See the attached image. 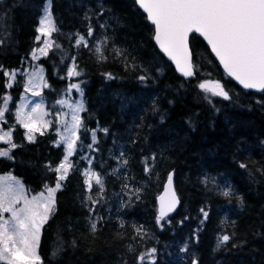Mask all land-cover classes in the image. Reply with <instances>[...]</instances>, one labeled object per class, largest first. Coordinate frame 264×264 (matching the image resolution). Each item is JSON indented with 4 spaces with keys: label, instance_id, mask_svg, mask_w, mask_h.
<instances>
[{
    "label": "trees",
    "instance_id": "16d2710c",
    "mask_svg": "<svg viewBox=\"0 0 264 264\" xmlns=\"http://www.w3.org/2000/svg\"><path fill=\"white\" fill-rule=\"evenodd\" d=\"M47 1L58 29L51 39L60 47L38 59L49 84L42 89V101L54 121L55 102L75 83L85 110L80 114L84 126L77 149L69 157L75 168L56 192L55 210L41 230L44 264H140L139 253L153 247L156 264H191L193 258L198 264H264V175L257 171L264 167V95L244 90L226 77L204 42L195 48L194 76H179L157 49L149 22L134 0H0V105L5 94L12 97L2 128L15 124L26 79L18 72L12 86L5 87L8 77L3 70L26 68L32 49L41 44L35 39L36 28ZM89 25L94 30L91 37ZM77 32L86 38L87 47L75 44ZM105 36L107 59L101 61L94 46ZM115 49L123 55L116 56ZM73 62L80 75L68 78L67 67ZM125 63L137 67L132 70ZM140 75L147 79L140 81ZM204 80H220L231 99L209 93L210 103L198 87ZM92 129L97 130L95 144ZM24 132L15 126L18 147L12 150V159L0 157V174L11 173L36 193L45 183L55 185V173L46 165L54 168L60 162L64 146L53 143L55 124L43 135L37 133L33 142ZM121 153L127 165L118 159ZM145 157L154 169L150 174L144 172ZM239 162L247 168L241 169ZM88 167L102 175L103 192L95 181L91 190L84 185L81 173ZM168 172H173L180 206L161 221V228L155 222L156 197ZM205 173L220 185L230 184L243 204L235 198L229 203L215 185L202 183ZM124 184L141 188L140 199L130 198ZM87 195L98 203L92 205ZM201 207L209 213L207 220ZM98 217L93 234L89 220ZM134 225H143L148 236H137ZM224 233L231 240L217 247L218 236ZM185 245L187 251L181 252ZM58 246L61 250L53 256Z\"/></svg>",
    "mask_w": 264,
    "mask_h": 264
},
{
    "label": "snow or ice",
    "instance_id": "6c2138e0",
    "mask_svg": "<svg viewBox=\"0 0 264 264\" xmlns=\"http://www.w3.org/2000/svg\"><path fill=\"white\" fill-rule=\"evenodd\" d=\"M134 2L138 5L139 10H142L141 14L144 19L149 22L151 38L159 46L160 51L175 64L177 72L186 78L194 75L195 48L202 46L206 41L211 53L222 66L226 77H230L243 89L256 90L264 95V0H134ZM49 7L45 6L44 14L40 17L39 26L36 28V32L39 34L35 39L40 41L43 38V44L39 48L32 49L30 55L33 61L39 58L37 53L39 56H47L50 48L60 47L50 39L51 34L58 29ZM85 18L87 19V16ZM93 34L94 30L89 25L87 35L91 37ZM107 40L108 38L105 36L96 41L94 48L98 60L107 59L104 54V45ZM75 44L87 47L88 41L77 32ZM115 55L118 57L123 55L122 50L115 49ZM72 59L75 61V57ZM133 60H135L134 57ZM125 67L135 70L137 65L125 63ZM2 68L3 66L0 65V69ZM141 68L145 72L148 71L143 66ZM18 71L19 69L3 70V75L9 78L5 82V87L12 86ZM157 71L160 69L158 68ZM66 74L68 78L80 75L75 62L67 67ZM104 75L111 78L110 73ZM138 79L145 81L147 76L140 75ZM23 86L25 93L30 92L33 96H41L42 89L49 87L43 75V68H33L27 72ZM198 87L205 93L204 98L210 103L209 93L211 96L223 97L225 100L231 99L226 85L222 84L220 80H204L198 84ZM72 89L80 90V85L70 83L67 91L70 92ZM11 99L12 97L8 94L3 96V104L0 105V121L5 120V113L9 111ZM21 99L22 102L16 107L14 113L15 124L6 130L0 128V141L7 145V147H0V157L13 158L12 150L18 147L14 142L13 135L17 124L25 129L24 136L29 142L36 140L37 133L43 135L52 124H55L57 140L53 143L63 144L64 155L54 168L51 164L46 165L48 171L55 173V185L50 186L45 183L44 189L33 195H29L25 185L11 173L0 174V264H44L39 252L41 230L55 210L56 192L63 187L62 182L75 168L69 157L77 149V142L80 140L78 133L84 126L80 113L85 109L83 101L72 103L64 98L58 99L55 103L66 107L67 111L56 112L55 120L50 121L46 119L49 113L45 110L42 100L29 105L23 95ZM91 131L93 144H95L97 130L92 129ZM102 131L108 133L109 129L104 128ZM93 144L88 145L89 149L93 148ZM123 157L124 154L121 153V157L118 159L122 158V163L127 165L129 161ZM148 159L145 157L142 162L144 163V172L150 174L154 169L148 163ZM150 159L154 164L155 154ZM91 163L89 160V164ZM239 167L245 169L247 165L244 162H239ZM257 171L264 175V167ZM81 175L84 177L83 183L88 190L92 189V182L95 181L100 192L104 191V180L100 173L88 167L83 170ZM200 179L205 185L208 183L215 185L217 193L229 203L235 198L238 203L243 204L242 198L227 182L220 185L216 182V177L207 173ZM172 185L173 172H168L164 191L156 197L158 208L155 222L161 228H163L161 221L165 220L180 202ZM122 187L127 190L130 198L135 196L136 199H140L141 188L129 189L127 184ZM85 199L91 201L92 205L98 203L91 195H87ZM199 212L205 220L208 219L209 213L203 207L199 209ZM99 219L98 217L96 220H89V230L93 234L98 230ZM224 222L221 221V223ZM234 226L235 222H233ZM133 227L137 236L142 239L148 236L143 225H134ZM230 240L231 236L227 233L219 235L217 247L226 245ZM75 243L74 240L73 244ZM235 246L233 245V247ZM60 250L58 246L53 250L52 255L55 256ZM129 250H133L131 245H129ZM186 251L187 245L181 248V252ZM156 252L155 247L149 248L145 252L139 253L136 259L140 264H144L145 260L148 261V264H156ZM191 264H198V262L193 258Z\"/></svg>",
    "mask_w": 264,
    "mask_h": 264
},
{
    "label": "rangeland",
    "instance_id": "374dc122",
    "mask_svg": "<svg viewBox=\"0 0 264 264\" xmlns=\"http://www.w3.org/2000/svg\"><path fill=\"white\" fill-rule=\"evenodd\" d=\"M46 5L50 6L49 1L46 2L45 6H46ZM45 6H44V8H45ZM49 10H50V7H49ZM43 14H44V9H43V13H42V15H43ZM42 15H41V16H42ZM50 39H51V37H50ZM51 40H52V39H51ZM40 43H41L40 46H42V44H43V38L40 40ZM40 46H39V47H40ZM39 47H37V48H39ZM37 55H38L39 58L41 57V56H39V53H37ZM29 58H30V60H27V62H26V68L18 71V72H23V74L25 75V78H26V76H27V72H30L33 68H43V67L38 63V59H39V58H38L37 60H35V61L32 60L31 55H29ZM26 70H27V71H26ZM18 72H17V73H18ZM43 75H44V69H43ZM8 79H9V78H8ZM73 90H74L75 93L73 92ZM22 95L27 99L29 105H31V104H33V103H35V102H40V101L42 100V94H41V96H33L30 92L25 93V91H23ZM22 95L20 96V99H19V101H18L17 106L22 102V99H21ZM62 98L67 99V100H69V101L72 102V103H76V102H78V101H82V95L78 93V90H77V89H72L70 92H68V91L66 90ZM43 104H44V103H43ZM56 105H57V107H58V111H67V108H66V107H62L61 105H58V104H56ZM44 108H45V110H47L46 107H45V105H44ZM47 111H48V110H47ZM58 111H57V112H58ZM48 113H49V112H48ZM80 114H81V113H80ZM46 119L52 121L51 118H50V114L46 117ZM54 120H55V118H54ZM1 122H2V121H0V128H2ZM55 127H56V126H55ZM5 130H6V129H5ZM1 144L5 145L4 142L0 141V145H1ZM61 144H62V143H61ZM62 145H63V144H62ZM0 147H1V146H0ZM17 179H18V178H17ZM93 182H94V181H93ZM93 182H92V184H93ZM28 192H29V195H33V194H35V193L31 192V191H28Z\"/></svg>",
    "mask_w": 264,
    "mask_h": 264
},
{
    "label": "water",
    "instance_id": "95a60500",
    "mask_svg": "<svg viewBox=\"0 0 264 264\" xmlns=\"http://www.w3.org/2000/svg\"><path fill=\"white\" fill-rule=\"evenodd\" d=\"M137 7H138V5H137ZM142 11V10H141ZM191 35V34H190ZM198 35V34H197ZM201 40H202V38H200ZM153 42L155 43V41L153 40ZM204 43L207 45V43H206V41H204ZM156 45V44H155ZM156 47H157V49L159 50V52L166 58V60L173 66V68H174V70H175V72L179 75V76H181V77H183L184 79H190V78H192V77H184L181 73H179V72H177V70H176V67H175V64L172 62V61H170L169 59H168V57L167 56H165L161 51H160V49H159V46L158 45H156ZM191 47V46H190ZM208 47V46H207ZM208 49H209V51H210V53H211V49L208 47ZM212 55H213V57L215 58V56H214V54L213 53H211ZM216 59V58H215ZM217 62H218V60H216ZM193 63H194V61H193ZM218 64H219V62H218ZM220 66V65H219ZM221 67V69L223 70V68H222V66H220ZM224 72V71H223ZM194 73H195V69H194ZM230 78V77H229ZM231 79V78H230ZM232 80V79H231ZM233 82H235L234 80H232ZM236 84H237V82H235ZM238 85V84H237ZM240 88H242V86H240V85H238ZM243 89V88H242ZM244 90H248V91H252V92H257L256 90H249V89H244ZM166 182H167V180H166ZM165 182V183H166ZM164 183V184H165ZM173 188H174V190L176 191V189H175V185H174V180H173ZM163 191H164V185H163V188H162V190H161V192H160V194L161 193H163ZM177 193V192H176ZM177 196H178V194H177ZM178 198H179V196H178ZM179 201H180V198H179ZM157 203V208H158V202H156ZM179 206H180V202H179V204L177 205V207H176V209L173 211V212H171V213H169L168 214V217L169 216H171V215H173L175 212H176V210L179 208Z\"/></svg>",
    "mask_w": 264,
    "mask_h": 264
}]
</instances>
